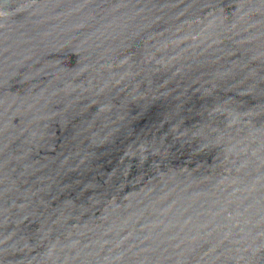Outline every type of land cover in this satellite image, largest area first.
<instances>
[{
    "label": "water",
    "instance_id": "obj_1",
    "mask_svg": "<svg viewBox=\"0 0 264 264\" xmlns=\"http://www.w3.org/2000/svg\"><path fill=\"white\" fill-rule=\"evenodd\" d=\"M0 264H264V0H0Z\"/></svg>",
    "mask_w": 264,
    "mask_h": 264
}]
</instances>
